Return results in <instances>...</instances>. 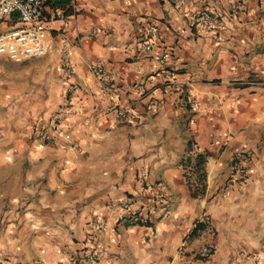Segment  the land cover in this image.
<instances>
[{
  "label": "crops",
  "instance_id": "0c3cea01",
  "mask_svg": "<svg viewBox=\"0 0 264 264\" xmlns=\"http://www.w3.org/2000/svg\"><path fill=\"white\" fill-rule=\"evenodd\" d=\"M237 2L245 9L232 15ZM201 12L216 17L217 34L196 25ZM43 16L46 55L0 58V115L10 117L0 120V167L24 166L18 180L0 182V264L76 262L97 217L99 264H264V2L45 0ZM148 27L157 40L142 54ZM91 66L104 68L135 121L118 119ZM164 68L175 71L173 87L160 84ZM55 122L60 146L40 138ZM189 143L190 155H207L201 197L183 164ZM145 173L166 200L146 189ZM126 203L148 214L152 237L149 226L119 223ZM205 245L215 251L202 260Z\"/></svg>",
  "mask_w": 264,
  "mask_h": 264
},
{
  "label": "built area",
  "instance_id": "2783aa9c",
  "mask_svg": "<svg viewBox=\"0 0 264 264\" xmlns=\"http://www.w3.org/2000/svg\"><path fill=\"white\" fill-rule=\"evenodd\" d=\"M57 2H65L66 0H56ZM188 0H176L177 4L184 5ZM264 2V0H261ZM45 0H0V26L14 23L13 26L0 32V58L6 56L14 62L23 63L29 59L39 58L46 55L48 51L47 37L50 31V21L43 16V7ZM245 9V5L241 2H237L233 5L231 14L236 15L240 11ZM55 17L61 20H65L66 17L62 12H57ZM196 25L205 29L209 35H215L218 31V21L215 16L207 12L197 13L194 17ZM157 40L154 29L148 27L141 35L142 45L140 52L142 54H148L152 52ZM166 57L163 56L161 61L165 64ZM91 71L101 81L105 89H107L114 96V102L112 103V111L116 114L118 119L122 122H133L136 119L134 111L126 110L122 107L120 100L123 97V93L119 87L112 83L111 78L106 74L105 70L101 66H91ZM160 77L163 87H173L175 84V71L164 68ZM174 83V84H173ZM141 97L151 96V92L142 87L139 89ZM190 109L195 110L199 107V102L195 98L187 99ZM150 105H153V101H150ZM53 128L55 132L45 130L40 134L42 142L51 144L53 146H60L65 138L62 132L61 125L57 122L54 123ZM249 152L239 154V158L242 161L249 156ZM240 162V163H241ZM240 169L239 162L232 164V172H236ZM149 176V173L143 175L142 183L149 192H157L158 201L166 200V197L158 191L154 184L145 182L144 179ZM148 214H144L140 210L132 209L129 203L123 205V213L119 217V223H123L125 226L131 227L134 225H146L151 229L152 237L155 233L154 226L150 223ZM202 221H200L201 223ZM105 226V221L101 217L95 218L91 223V230L93 233L89 234L85 243V248L80 259L76 262L72 261L71 264H99L102 254L99 244L98 234ZM215 251L214 245H205L197 253V257L204 260L209 259ZM235 264V263H230Z\"/></svg>",
  "mask_w": 264,
  "mask_h": 264
},
{
  "label": "trees",
  "instance_id": "16d2710c",
  "mask_svg": "<svg viewBox=\"0 0 264 264\" xmlns=\"http://www.w3.org/2000/svg\"><path fill=\"white\" fill-rule=\"evenodd\" d=\"M193 152V144L189 143L187 153L190 155ZM207 155L198 153L195 156L190 155L184 160L183 164L186 167H192V179L188 178V184L191 188L193 196L201 197L205 194L207 188V172H206ZM202 224H198L193 233H197L203 229Z\"/></svg>",
  "mask_w": 264,
  "mask_h": 264
},
{
  "label": "rangeland",
  "instance_id": "374dc122",
  "mask_svg": "<svg viewBox=\"0 0 264 264\" xmlns=\"http://www.w3.org/2000/svg\"><path fill=\"white\" fill-rule=\"evenodd\" d=\"M10 118L9 116H2L0 115V120H4V119H8ZM12 163V162H10ZM0 164H1V160H0ZM14 164H10V166H6L4 167V169H2V167H0V182L6 178V181H14V180H18L20 177L23 176L24 174V166H15V168L11 169V166H13ZM2 185L0 183V244H1V240L4 239V235H5V230L6 227L4 226V221H3V202L4 200L1 199V191H2Z\"/></svg>",
  "mask_w": 264,
  "mask_h": 264
}]
</instances>
